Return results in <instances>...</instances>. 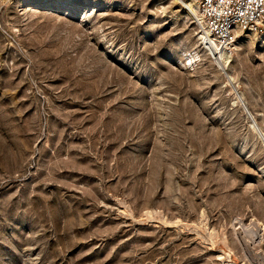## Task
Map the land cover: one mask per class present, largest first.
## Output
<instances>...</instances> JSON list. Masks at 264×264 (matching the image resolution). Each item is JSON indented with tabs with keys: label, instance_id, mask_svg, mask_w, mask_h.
Returning a JSON list of instances; mask_svg holds the SVG:
<instances>
[{
	"label": "rangeland",
	"instance_id": "1",
	"mask_svg": "<svg viewBox=\"0 0 264 264\" xmlns=\"http://www.w3.org/2000/svg\"><path fill=\"white\" fill-rule=\"evenodd\" d=\"M226 54L179 0H0V264H264V34Z\"/></svg>",
	"mask_w": 264,
	"mask_h": 264
},
{
	"label": "built area",
	"instance_id": "2",
	"mask_svg": "<svg viewBox=\"0 0 264 264\" xmlns=\"http://www.w3.org/2000/svg\"><path fill=\"white\" fill-rule=\"evenodd\" d=\"M195 25L213 60L229 51L242 33L264 34V0H194Z\"/></svg>",
	"mask_w": 264,
	"mask_h": 264
},
{
	"label": "bare ground",
	"instance_id": "3",
	"mask_svg": "<svg viewBox=\"0 0 264 264\" xmlns=\"http://www.w3.org/2000/svg\"><path fill=\"white\" fill-rule=\"evenodd\" d=\"M179 1L182 3L183 9H185L187 14H192V15L196 14L197 6H196L194 0H179ZM226 53H224L221 57L217 58L216 61L217 62L221 61L225 64L227 59H228L227 58L228 55ZM197 56H198V53H194V54L190 53V55L187 57V60H189L191 62V60H194V58ZM239 101H240V99H239ZM241 104H242L243 110L245 111V114L249 118V123H250L251 128L254 129L256 131L257 135L261 138V140L264 141V137L262 136L261 130L259 128H257L255 125L254 118L252 117L253 115L250 113V111L248 110V108L244 104V102H241Z\"/></svg>",
	"mask_w": 264,
	"mask_h": 264
}]
</instances>
